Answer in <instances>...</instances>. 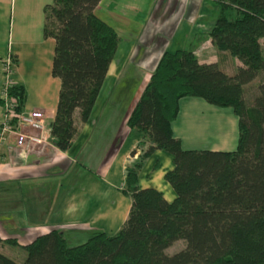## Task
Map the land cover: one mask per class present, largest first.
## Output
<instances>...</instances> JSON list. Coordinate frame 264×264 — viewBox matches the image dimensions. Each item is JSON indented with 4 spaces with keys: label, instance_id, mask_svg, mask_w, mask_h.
Segmentation results:
<instances>
[{
    "label": "trees",
    "instance_id": "obj_1",
    "mask_svg": "<svg viewBox=\"0 0 264 264\" xmlns=\"http://www.w3.org/2000/svg\"><path fill=\"white\" fill-rule=\"evenodd\" d=\"M213 1L219 11L208 36L242 67L228 76L215 63L198 62L192 50L162 53L127 118L128 128L141 135V153L124 174L127 219L115 234L93 232L84 242L57 230L26 245L0 238L24 250L22 264H264V83L250 104L243 96L264 74V0ZM99 2L52 0L44 8L43 36L55 41L51 74L60 82L50 143L63 152L78 134L75 111L80 124L88 120L119 44L115 30L96 15ZM9 92L20 112L24 87L14 84ZM182 98L232 109L236 149L183 150L172 133ZM157 150L172 156L173 169L164 175L175 192L170 203L156 189L138 186L142 163ZM176 241H184V249L166 255ZM0 264L18 263L0 253Z\"/></svg>",
    "mask_w": 264,
    "mask_h": 264
},
{
    "label": "crops",
    "instance_id": "obj_2",
    "mask_svg": "<svg viewBox=\"0 0 264 264\" xmlns=\"http://www.w3.org/2000/svg\"><path fill=\"white\" fill-rule=\"evenodd\" d=\"M51 1L0 0V91L3 62L13 57L11 79L26 91L23 110L42 112L48 126L60 89L51 74L55 41L43 36L44 8ZM214 6L213 0H100L96 15L115 30L119 44L88 120L80 124L78 111L74 113L78 134L71 146L64 152L51 144L34 146L39 155H26L11 144L0 146L1 239L22 245L57 230L75 243L93 232L113 235L121 228L131 206L122 193L125 169L137 161L141 140L128 128L127 118L162 53L192 43L200 63H215L228 76L242 67L233 61L232 70L227 69L224 52L223 65L203 60L212 50L217 53L208 36L216 18L213 11L208 19V12ZM132 74L137 86L128 92L120 84ZM113 95L119 96L116 102ZM172 133L183 150L230 152L237 146L238 120L230 108L182 98ZM172 169L170 154L153 152L139 170V188L156 189L172 202L175 192L164 180ZM5 246L0 244V253L7 256Z\"/></svg>",
    "mask_w": 264,
    "mask_h": 264
},
{
    "label": "built area",
    "instance_id": "obj_3",
    "mask_svg": "<svg viewBox=\"0 0 264 264\" xmlns=\"http://www.w3.org/2000/svg\"><path fill=\"white\" fill-rule=\"evenodd\" d=\"M11 57L3 62L4 82L0 91V146L11 144L26 155L34 154V146L49 144L50 128L44 114L38 110L17 111V100L10 95L12 79Z\"/></svg>",
    "mask_w": 264,
    "mask_h": 264
},
{
    "label": "rangeland",
    "instance_id": "obj_4",
    "mask_svg": "<svg viewBox=\"0 0 264 264\" xmlns=\"http://www.w3.org/2000/svg\"><path fill=\"white\" fill-rule=\"evenodd\" d=\"M213 11H215V14L217 16L218 15V11H219V7L218 6H214V9L208 12V14H209V16H208L209 18L208 19H210L212 17ZM215 19L216 18L214 17L213 23H211L212 27H213V25L215 23ZM175 44H177V43H174V45ZM180 46L181 47L179 49L171 46L169 48V50H170V52H174L177 49L178 50H193V49H191L192 43H182V45H180ZM212 51L213 52L212 53H208L209 55L207 57H205V59H203V60L208 61V62L209 61L218 60L219 62L222 63L224 61L223 60L224 56L220 55L221 52H219L217 50H216L217 53L214 52V50H212ZM224 53H227L228 56H227V59H225V61H226L225 64L223 62L222 65L224 64V66H226L227 69L229 68V70H232L230 62L238 61V60L236 58L232 57L228 52H224ZM128 77L129 78L126 80V83H123V84H120V85H121V88H124L125 86H127L128 87V92H133V87L135 88L137 86L136 82H134V80L137 78V75L136 74H134V75L132 74V75H128ZM261 83H264V74L259 75L250 84L245 86L244 95L243 96H244V99H245L247 104H250L253 101V99L256 96H258V94H259L258 88H259ZM122 91L125 92L124 90H122ZM117 97H119V96H117ZM117 97H116V95H113L112 99L116 102L117 101ZM115 102H113L112 104H115ZM48 141L50 143V139ZM46 145H49V144H44L42 146L40 145V146H37V148L40 149L41 147L46 146ZM39 149L38 150L36 149L34 151L35 155H39V153H40ZM139 152L141 153L140 149H139ZM82 242H84V241H82ZM22 245H26V244H22ZM184 247H185V242L184 241H176L169 248H167L165 250V254L168 255V256H171V255L181 251L182 249H184ZM3 251L7 254L8 257H10L14 261H16L18 264H22L23 263L24 258H25V253H24V250L21 247L13 246V245H6Z\"/></svg>",
    "mask_w": 264,
    "mask_h": 264
}]
</instances>
